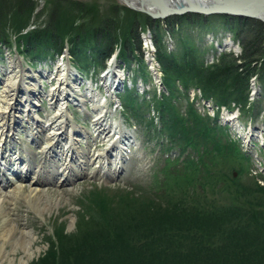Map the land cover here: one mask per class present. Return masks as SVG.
<instances>
[{"label":"trees","instance_id":"16d2710c","mask_svg":"<svg viewBox=\"0 0 264 264\" xmlns=\"http://www.w3.org/2000/svg\"><path fill=\"white\" fill-rule=\"evenodd\" d=\"M29 2L0 0V20L12 6L10 13L29 11L35 5L31 0ZM87 10L92 14V9ZM108 10L110 13L102 16L110 14L112 21L108 29L107 25L101 24L98 27L89 25V29L84 31L79 27L69 30L72 31V54L81 47L78 37L87 34L94 43L96 60L103 64L117 40L114 34L116 14L111 13V6H108ZM29 17L30 13L18 22L12 16L11 24L15 30H19L21 25H26ZM140 17L144 25H153L156 31L158 61L163 82L170 94L156 103L161 122L156 128L157 134L151 121L146 126V133L143 129L140 131L149 137L151 134L153 138L164 135L168 141L162 144L163 149H179L177 157L165 159L164 164L170 161L174 163L170 164L173 171L171 180L170 176L156 179V175L167 173L166 167L158 169L153 173L152 181L159 183V186L147 192L142 191L146 198L141 206L108 208L104 222L90 217L82 219L72 235H60L58 232L59 251L52 246L46 255L31 264H264V201L253 204L247 201L245 195L248 192L259 193L257 187L260 188V185L256 183L259 179L255 175L253 178L256 180L252 183L254 188L244 189L241 177L233 178L228 162L233 158L243 160L244 157L229 135V126L219 123L217 116L197 113L196 106L188 101L186 93L190 87L196 86L200 88L203 98H211L219 106L231 109L233 102L240 105V113L255 115L254 110L259 108L260 100L248 105L247 89L249 77L258 72V62L262 61L264 68V23L221 14H183L160 20L151 19L142 13ZM216 19L232 32L240 44L241 54L234 57L232 53L224 52L222 64L203 71L198 62L202 51L187 41L188 32L181 31V28L201 29ZM163 20H166L168 29L178 41L174 49L179 48L180 61L172 54H166L161 47L159 25ZM58 26L53 31L44 27L19 32L17 36L21 35L20 39L25 40L32 59L41 60L46 53L51 52L53 55L63 46L66 37L64 30L67 29H64L63 24L60 25L63 28ZM176 26L181 28L176 31ZM131 30L129 36L137 39L133 28ZM130 46L125 43V49L121 52L124 56L130 53ZM229 77V81H226ZM175 78L182 84L183 90L180 92H176ZM123 96L126 110L137 114L135 110H139V107L135 98L130 94ZM183 99L185 108L181 112ZM136 118L142 124L143 117ZM238 167V172L243 174L244 168ZM248 176L247 172L245 177L251 178ZM225 226L230 231L229 235L226 233L221 237L218 232ZM236 232H240L239 235H235ZM226 237L233 238L231 251L228 245H222Z\"/></svg>","mask_w":264,"mask_h":264},{"label":"rangeland","instance_id":"374dc122","mask_svg":"<svg viewBox=\"0 0 264 264\" xmlns=\"http://www.w3.org/2000/svg\"><path fill=\"white\" fill-rule=\"evenodd\" d=\"M33 4V8L27 10L25 13L23 12H9L13 8L10 7L8 9L7 15L5 17H2L0 20V35L3 36V34L6 36L1 37L0 42L4 46H1V50H6L7 44H9L10 49L18 48L19 52L23 54V56L26 58V60L30 63L31 66H36L35 60L32 59L31 54L25 50H23L20 46V38L21 35L17 34L25 33L30 30H36L40 28H46L49 31L57 30L55 28L60 27L67 30H64L66 33V39H63V50L68 46V44L71 47L72 50V43L70 41L71 33L72 31H69L70 29H76L79 27L84 31L85 29H89L90 27L94 26L97 27L101 24L107 25V29L109 28L110 21V14H108L106 17V13H110L108 10V6H111V13H115L116 21L114 26V34L116 37V43H114L112 50L116 48H120L121 50L125 49V43L130 44L131 52H133L134 57H137L139 53L138 46L141 47V39H139L140 32L148 31L152 35L153 40V47L154 49H157L156 45V32L154 31L153 25H144V23L141 21V14L142 12L135 11L131 8H126L121 4L119 0H31ZM26 2L30 3L29 0H26ZM115 6V8L112 7ZM87 8L92 9V14H90L87 10ZM131 10L134 13L127 12ZM14 11V10H13ZM30 13L29 21L25 23L26 25L19 28V30H15L13 28V25L11 24L13 17L17 18V21H22L26 18V16ZM100 20H98V18ZM170 18V17H167ZM63 20V21H62ZM61 21V22H60ZM14 23V22H13ZM52 23V24H50ZM71 23V24H70ZM8 24H11L12 26L9 28ZM63 26H60L62 25ZM50 27V28H49ZM166 27V28H164ZM2 28V29H1ZM133 28L135 31V34L138 36L137 39L134 37L129 36L130 30ZM176 31H178L181 27H175ZM201 29L197 28H181V31L185 30L188 32L187 34V41H190L191 43H194L195 47H198L201 52L202 57H198L201 59H198L199 66L203 68V71H209L212 70L214 67L218 66L221 63V58L224 52L232 53L234 57H238L239 54H241V48L240 52L235 53V48H219L214 47V44L217 42H221L224 38L227 37V35H230V38H233L232 40L239 44V42L232 36V32L226 29L225 26L222 25V23L219 20H211L210 23L206 24L203 27H200ZM160 34L159 38L161 39V47L163 51H165L168 55L175 56L176 60L180 61L181 58V52L179 48L174 49L177 39H175V36L173 33L169 31L167 28L166 20L165 22H161L159 25ZM191 29V30H190ZM193 30V31H192ZM132 31V30H131ZM58 32V31H57ZM133 33V32H132ZM186 33V32H185ZM86 35V36H85ZM84 36L78 37L79 41V51L74 55L75 57L72 59V63L82 71L84 75L87 76L89 72H93L94 76L98 75V69L101 67L99 63L95 64L96 68L91 69L90 67L93 66L92 60L95 58V50L94 43L92 41V38H90V35L87 36L85 34ZM186 37V34H184ZM15 36L17 38H15ZM88 37L90 38L89 41ZM14 38V39H13ZM69 38V39H68ZM86 38V39H85ZM16 39V40H15ZM129 39V42H126V40ZM85 40V41H84ZM84 41V42H83ZM137 41V43H136ZM82 42V43H81ZM117 47L115 48V46ZM16 46V47H15ZM240 47V44H239ZM8 48V49H9ZM7 49V50H8ZM225 49V50H224ZM4 50V51H5ZM111 50V51H112ZM235 50V51H234ZM155 53L153 61L156 63V69H159V74L162 73L161 64L158 61L157 51L154 50ZM3 52V51H2ZM122 51H120L121 53ZM5 53V52H4ZM3 53V54H4ZM88 55V58L83 59V56ZM120 54L117 55V57ZM122 57L124 58V55L121 53ZM45 57H42V59H48L51 58L52 60H56L57 56H55V53L51 55V52L49 54L43 55ZM199 56V55H198ZM93 58V59H92ZM41 59V60H42ZM136 60L133 61L136 65ZM107 59H105L103 62H106ZM132 60L128 59L126 62L130 65V62ZM144 55L140 57L139 66L137 65L138 70L134 69V73L136 75L133 78L134 85H136L139 81L143 79V85L145 86V90L143 93H139L138 91L131 90L130 95L135 98V102L138 104L139 110H135L137 114L132 113L133 111H127L125 107V112L127 113V116L125 115V118H129L130 121L128 123L127 128L132 130V136L133 140L136 141V144L134 147L132 146L130 149H132L130 159L127 161V164L125 165L124 170L121 172L119 176L116 178H113L110 180L109 178H104V175L96 174L94 169L98 167L99 163H97L94 160H91V164H87L86 166V174L87 177L84 179V181H81L79 183H76L72 186V189H67L66 187H63L61 185L58 186H51V185H45L44 188L45 191L51 196L52 198H60L59 202L55 205L49 208L48 211H46L43 216H40V214H37L34 210H32L28 205H26L21 199H17L16 203L14 204L13 209V215L11 216L14 224L18 225V228L21 229L23 227L30 229L31 232H33V241L31 250L33 254L29 259L24 263H18L20 254L19 252L15 253L17 255V259L15 260L14 264H31L34 261L38 260L40 256L46 255L52 246H55V249L59 251L60 249V242L58 238V232L62 235L66 234L68 236L72 235L76 232L77 225L82 219H89L94 218L97 221L104 222V220L107 217L108 208H122L126 209L127 207L136 208L137 206H141L146 198V195L144 194L145 191L147 192L149 189H157L159 186V183H154L152 181L153 173L157 172L158 169L162 167H166L165 171L167 173L156 175L155 178H164L169 177V180H171V176L173 174V171L171 169L170 164H174L170 161V163L164 164L165 159L167 157H177L178 156V150L175 148H169L166 147L165 149L162 148V144L160 143L165 138L163 136H156L153 138V136L150 134L149 136H146L145 134H142L140 129H143L144 131L147 129L146 126L149 125V122L151 121L154 125L153 128H159L161 124L160 117L158 115V109L156 106V103L158 100L165 99V97L170 96L169 91L164 93H161V97L157 95V85L152 80L151 75L149 73L148 67L146 66V63H144ZM197 62V63H198ZM226 62V61H225ZM27 63V62H26ZM201 64V65H200ZM222 64V63H221ZM94 65V66H95ZM258 68L257 74L252 75L249 77V87L247 89V95H248V105L251 103L254 104L255 100H260L259 108H256L254 112L255 115L252 113L243 114L240 113V105H236L235 103L231 102V107L234 108L233 112L230 114V117H236L229 121H226L227 118H229L228 115L221 114L219 117V121H221L222 125L227 123L229 125V135L231 136V139L233 138L236 146L241 151V155L244 157L243 160H234L231 159L228 163L231 165L232 170H230V174L233 175V178L236 176L241 177L240 180L243 181V188L245 189H253L254 185L252 184L256 180L255 178L259 179L256 181L260 185L259 193H253L248 192L246 193L247 201L253 204H256L257 201H264V71L263 62L260 61L256 65ZM100 70V69H99ZM163 75V73H162ZM93 76V75H92ZM89 80L90 77L88 78ZM94 79V78H93ZM230 77L226 80L229 81ZM92 81V80H91ZM175 81V82H174ZM174 85L176 88V92L182 91V84L179 83L180 81L175 78ZM45 85V84H44ZM44 85L42 87H44ZM257 85L258 89L253 90L252 86ZM46 89L49 88V86H45ZM256 91V92H255ZM188 94V101L191 104H194L196 107H203L204 104L201 102V90L199 87H190L187 92ZM124 93H121L120 99L123 100ZM196 98V99H195ZM203 98V97H202ZM204 100H208L203 98ZM209 103L212 104L214 107L217 105L213 102L211 98H209ZM185 99L182 100L180 111L184 112L185 108ZM223 106V105H222ZM195 107V108H196ZM226 107V106H225ZM227 108V107H226ZM220 109V108H218ZM197 113L201 115H207V116H213V108H209V110L203 109L202 111L197 109ZM203 111H205L203 113ZM132 113V114H131ZM76 114V113H75ZM227 114V113H226ZM137 116L143 117L142 124L138 123ZM44 116H42L43 118ZM214 117V116H213ZM40 118V120H42ZM49 121V116L47 118L44 117V121ZM161 123V122H160ZM88 128L87 125H85ZM91 127V125H90ZM93 132V131H92ZM228 132V131H227ZM146 133V131H145ZM157 134V129H156ZM91 138H89L90 140ZM165 141V140H164ZM99 145V144H98ZM202 146V145H201ZM208 146V145H207ZM102 146H98L97 148L100 149ZM129 147V146H128ZM83 150L85 152H89V148L84 147ZM36 147L31 146V153L36 154ZM92 151H101V150H92ZM40 155V153H39ZM41 157V155L39 156ZM36 159V157H34ZM180 162V161H179ZM238 166H241L244 168V173L241 174L238 171L240 168ZM246 169V170H245ZM94 171V172H93ZM177 171V169H175ZM248 172V177L251 176V178L247 179L245 177L246 173ZM261 179L260 178V176ZM255 175L259 177L253 178ZM27 188V185L26 187ZM110 188V189H106ZM7 190L11 189L9 187L6 188ZM6 189L4 191L0 192V197L6 193ZM243 189V190H244ZM127 193H130L129 195H126ZM143 193V194H142ZM3 198V197H2ZM150 203V202H146ZM155 204V203H152ZM222 204H226V202H222ZM255 208V205H253ZM8 204L5 202L2 204V207L0 209L5 212L7 209ZM119 209V210H123ZM103 214V215H102ZM106 215V216H105ZM101 219V220H99ZM1 224V223H0ZM246 231V230H244ZM230 231H228L227 226L220 229L218 234L225 236L226 233L228 234ZM240 232L234 233L235 235ZM60 234V235H61ZM229 235V234H228ZM239 235V234H238ZM216 238V236H215ZM214 241V239H212ZM234 243L233 238L226 237L225 242L222 243V245H228L229 250L231 251V244ZM240 243V242H239ZM231 246V247H230ZM7 247L10 249L11 245H7ZM3 264H11L9 261L4 262Z\"/></svg>","mask_w":264,"mask_h":264},{"label":"bare ground","instance_id":"6f19581e","mask_svg":"<svg viewBox=\"0 0 264 264\" xmlns=\"http://www.w3.org/2000/svg\"><path fill=\"white\" fill-rule=\"evenodd\" d=\"M119 1L123 6L143 8L155 15L167 12L165 4L169 3V0ZM226 1L228 0H202V4L203 6H215ZM189 2H193V0H186V3ZM254 7L259 8L260 6L254 5ZM148 17L153 19L151 16ZM8 26L10 28L12 25L8 24ZM15 38L17 37L15 36ZM66 38L64 37V39ZM139 39L142 43L141 47L137 48L140 50L137 51L139 53L137 60L131 52L132 50L130 53H126L123 58L120 53L121 47L116 48L117 45L115 46L116 51L113 49L103 64L92 58L91 69L96 68L95 64L97 63L101 65L97 72L98 76H94L93 72L86 76L78 66L72 63L75 56L72 55L73 52L69 44L64 50L62 46L60 51L55 52L58 54L56 60L52 61L51 58H48L49 64L46 62L41 65L36 62V66L30 65L29 67L26 61L25 63L23 60L21 63L14 62L10 56L6 58L7 65L0 61V149L14 157L18 154V141L43 140L40 143L41 159L39 163L33 165V168L29 163L31 159L29 154H26V161H22L23 166L21 165V167H24L22 172L16 167H12L10 163L7 164L12 170H16L15 174L19 177L26 178L27 175L29 179L18 182L13 178L15 187L7 190L0 197V207L5 202L8 204L4 213L0 209V264L7 261L14 264L17 252L20 254L18 263L26 262L33 254L31 250L33 232L25 227L19 229L11 218L17 199H21L37 214L43 216L60 200V198L49 196L50 193L47 194L44 186H59L63 181H66V175L72 168L70 163L77 162L76 158L82 164L91 159L100 162L97 172L106 176L110 173L117 176L123 170V159L126 156L123 146L128 147L136 142L134 140L132 142L131 133L127 128L128 123L124 119V106L117 98L124 92L126 95L131 90L139 93H143L145 90L143 79L136 85L133 81V78L138 75L137 72L134 73V69L138 70L137 65L139 66L142 55H144V63L148 67L152 80L158 85L156 94L161 97L162 92L168 91V86L163 82V76L155 73L156 63L152 56L155 51L153 45L150 46L149 43L152 40V35L148 31L140 32ZM231 43L232 40L228 38L218 42L216 46L227 49ZM1 46L4 45L0 42V48ZM20 46L27 51L24 39H20ZM5 47L8 49L9 44ZM232 47L235 48V53L240 52L236 45L232 44ZM118 54L120 55L117 57ZM83 57L86 59L88 55ZM128 59L132 60L130 65L126 62ZM135 60L137 65L133 62ZM89 77L92 81L88 79ZM43 85L44 87H42ZM45 86H49V88L46 89ZM252 89L257 90V85H253ZM47 114L50 120L49 124L45 125V122L38 118L42 115L46 117ZM33 119L38 124L36 130L26 129ZM79 121L81 125L77 124ZM35 123L33 126H36ZM85 125L89 129L85 128ZM16 135L19 137H15ZM7 138L11 144L5 145ZM89 138L91 139L89 140ZM83 142L84 144L86 142L89 148L102 150L94 152L90 150L93 153L88 154L81 146ZM98 146L102 147L98 149ZM106 162L109 165L105 166ZM105 167H110V170H106ZM56 174L60 178L63 176V179H60L61 182L57 180ZM8 177L12 181L11 176ZM26 185L27 188H24ZM7 245H11V248L9 249Z\"/></svg>","mask_w":264,"mask_h":264},{"label":"water","instance_id":"95a60500","mask_svg":"<svg viewBox=\"0 0 264 264\" xmlns=\"http://www.w3.org/2000/svg\"><path fill=\"white\" fill-rule=\"evenodd\" d=\"M199 2V3H198ZM193 4V5H191ZM202 0H193V2L186 3V0H169V3L165 4L168 11L161 13L160 15L151 14L143 8H134L129 6V8L145 13L154 19H165L168 16H182L183 14H198V15H211V14H221V15H231L234 17L253 19L261 21L264 23V0H228L222 4L204 5ZM250 4V5H247ZM257 5L259 8L254 7ZM180 6V7H179ZM126 7V6H125ZM126 7V8H128ZM164 11V10H163Z\"/></svg>","mask_w":264,"mask_h":264},{"label":"built area","instance_id":"2783aa9c","mask_svg":"<svg viewBox=\"0 0 264 264\" xmlns=\"http://www.w3.org/2000/svg\"><path fill=\"white\" fill-rule=\"evenodd\" d=\"M149 41V40H148ZM149 43H150V46H151V44H152V40L151 41H149ZM108 81V80H107Z\"/></svg>","mask_w":264,"mask_h":264}]
</instances>
